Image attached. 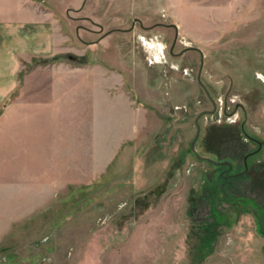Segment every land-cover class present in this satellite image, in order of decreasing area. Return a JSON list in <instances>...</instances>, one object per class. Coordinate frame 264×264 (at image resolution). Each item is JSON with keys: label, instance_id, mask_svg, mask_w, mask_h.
<instances>
[{"label": "rangeland", "instance_id": "374dc122", "mask_svg": "<svg viewBox=\"0 0 264 264\" xmlns=\"http://www.w3.org/2000/svg\"><path fill=\"white\" fill-rule=\"evenodd\" d=\"M217 1L232 2L191 0ZM233 2L234 10L218 13L229 20L203 40L192 21L177 30L172 52L202 51L207 92L197 82L198 53L169 54L173 22L158 4L144 21L159 23L152 32L136 25L112 37L103 54L98 46L83 57L80 43H68L61 56L68 65L125 61L123 89L138 108L140 139L106 171L92 170L89 184L77 163L81 185L65 188L53 172L39 185V165H26L36 156L21 153L24 139L0 136V264H264V0ZM128 3L95 0L92 16L118 13L128 29ZM56 60L29 65L30 82L49 83L46 66Z\"/></svg>", "mask_w": 264, "mask_h": 264}, {"label": "crops", "instance_id": "0c3cea01", "mask_svg": "<svg viewBox=\"0 0 264 264\" xmlns=\"http://www.w3.org/2000/svg\"><path fill=\"white\" fill-rule=\"evenodd\" d=\"M94 1L0 0V136L24 139L26 146L21 153L36 156L26 165H39V185L45 184L48 172L54 173L52 179L56 176L57 186L81 185L76 182L77 163L87 172L79 180L89 184L92 170L106 171L119 156L133 153L130 150L140 139L138 108L133 110L132 96L123 89L125 53L117 59L121 58V63H106L111 71L103 66H72L61 59L73 41L83 46V57L98 46H103V54L112 37L136 30L124 33L128 17L124 19L118 13L110 15L105 11L102 19L92 16ZM127 1L132 11L131 24L136 20L145 26L144 21L153 19L158 4V12L171 19L177 30L192 25L191 21L201 27L194 35L197 40H203L209 27H219L229 20L228 14L221 19L219 11L235 9L233 0L226 4L217 1L216 5H195L191 0ZM97 3L101 9V3ZM115 5L114 11L121 10L116 2ZM142 8L154 12L140 16L135 11ZM158 24L146 27L156 28ZM95 39L101 40L86 45ZM53 58L57 60L46 66L50 82H30L26 68L33 62ZM32 91L36 98L25 99ZM47 156L51 165L46 164Z\"/></svg>", "mask_w": 264, "mask_h": 264}, {"label": "water", "instance_id": "95a60500", "mask_svg": "<svg viewBox=\"0 0 264 264\" xmlns=\"http://www.w3.org/2000/svg\"><path fill=\"white\" fill-rule=\"evenodd\" d=\"M169 27H171L174 30V32H175L174 40H173V42H172V44H171V46L169 48V54L175 56L172 51H173V48H174V46L176 44L178 31H177V27L174 24H170ZM187 50H195L196 52H198V54L200 56V68H199V75H198L197 82L204 89V91L207 92L206 89L204 88V86L202 85L201 81H200V74H201V70H202V66H203V53H202V51L200 49L194 48V47H189V48H187ZM212 103L214 104L213 100H212ZM211 113H213V111ZM197 121L198 120L196 119V121H195L196 135H195L194 141L192 142V145H191V150L192 151L194 150L195 142L197 141V139L199 137V133H200V129H199Z\"/></svg>", "mask_w": 264, "mask_h": 264}, {"label": "flooded vegetation", "instance_id": "af4514ba", "mask_svg": "<svg viewBox=\"0 0 264 264\" xmlns=\"http://www.w3.org/2000/svg\"><path fill=\"white\" fill-rule=\"evenodd\" d=\"M136 25H137V27H138L141 31L146 32V33L152 32V29H154V28H151V27L143 26L139 21H136V20H135V21L132 22V24L130 25V27H129L127 30H123V31H125L124 33H128V32L130 33V32H132L133 29H135ZM100 40H101V39H100ZM100 40L95 39L94 41L87 42L86 45H87V46H90V45H93V43H94V44H98ZM187 51H195V50H187V48H185V49H183L182 51H180V52H178L177 54H174V55H175V57H178V56H181L184 52H187ZM195 52H196V51H195ZM197 53H198V52H197ZM198 55H199V54H198ZM199 57H200V56H199ZM72 59L75 60V57H72ZM202 67H203V66H202ZM199 68H200V66H199ZM201 72H202V70H201ZM198 75H199V69H198V72H197V75H196L197 79H198ZM200 75H201V74H200Z\"/></svg>", "mask_w": 264, "mask_h": 264}, {"label": "built area", "instance_id": "2783aa9c", "mask_svg": "<svg viewBox=\"0 0 264 264\" xmlns=\"http://www.w3.org/2000/svg\"><path fill=\"white\" fill-rule=\"evenodd\" d=\"M264 83V82H263Z\"/></svg>", "mask_w": 264, "mask_h": 264}]
</instances>
